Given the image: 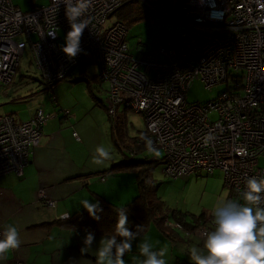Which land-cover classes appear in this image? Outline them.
Listing matches in <instances>:
<instances>
[{"label": "built area", "instance_id": "obj_1", "mask_svg": "<svg viewBox=\"0 0 264 264\" xmlns=\"http://www.w3.org/2000/svg\"><path fill=\"white\" fill-rule=\"evenodd\" d=\"M125 1L92 0L81 17L88 25L81 52L70 58L62 50L70 30L63 0L28 11L0 0V82L14 81L28 45L48 88L95 60L98 83L109 84V114L124 109L144 116L150 149L163 151L169 177L220 169L231 199L242 201L247 179L264 178V0H181L179 13L165 16L186 28L179 46L160 48L163 58L133 55L129 27L117 17L105 28ZM142 1L159 10L156 5L169 0ZM196 79L207 86L226 82L228 88L207 104L191 103L188 92ZM52 116L43 108L24 121L0 114V176L23 172ZM73 135L80 140L78 132Z\"/></svg>", "mask_w": 264, "mask_h": 264}, {"label": "rangeland", "instance_id": "obj_2", "mask_svg": "<svg viewBox=\"0 0 264 264\" xmlns=\"http://www.w3.org/2000/svg\"><path fill=\"white\" fill-rule=\"evenodd\" d=\"M13 1L25 11L31 10L35 6L47 5L50 2V0ZM162 6L164 7L165 5ZM166 14L171 13L163 8L159 10L151 9L150 13L144 19L129 27L127 41L133 55L139 56L141 53L147 52L157 54L163 58L159 52L161 47L173 49L180 45L181 35L186 28V24L180 20L169 19L165 16ZM116 17V15L111 17L105 28H107ZM86 67V71L84 70L85 72H81L80 67L76 68L66 79L53 85V88H48L47 84L43 81L40 69L32 61V51L28 45L22 56L14 81L11 84L0 82V114L13 113L16 117H26L39 108H44L46 112L53 114V111L60 107H68L63 109H67L78 115L81 113L79 115V124L82 128H77L79 135L82 137L80 143L89 150L82 164L86 162L90 163V165L95 164L93 163V156L96 154L97 147L102 146L111 150L112 159L105 163L108 167H112L114 163H118L124 158L123 151L132 157L135 155V151H132L125 143L133 139L136 135H139L142 130H145L146 121L141 113L129 110L127 116L122 119L120 125L122 137L119 138L118 128L115 127L114 118L110 116L104 104L106 102L97 100L98 98L91 93L89 81L83 79H93L98 75V67L95 60L88 63ZM108 85L107 82H102V84L99 82V89L94 91V93L105 100ZM227 88L228 84L226 82L207 86L203 80L196 79L188 92L189 102L207 104L217 99ZM48 107L53 109L51 110ZM118 115H120V113ZM212 116L215 117L216 113L213 112ZM65 131L66 130H63V133ZM114 134L116 136V141L114 140ZM64 136L68 144L75 141L71 139L70 133ZM57 144L58 142L56 141L55 145ZM140 154H136L135 157H140ZM146 154L151 158H163L164 155L161 150L151 149L148 150ZM260 163L264 165V157H261ZM117 171L118 172L110 176V181L108 183L99 181L96 176L93 177V182L95 183L92 189H97L96 187L100 189L104 188L109 200L117 204H123L131 201L137 194V176L136 172L131 169H121ZM154 178L160 183L158 192L169 207L171 214L170 218L177 222H173L172 224L168 222V225H166L168 227L167 229L163 225L167 224L166 219L161 225L162 228H159L158 224L152 222L148 231L143 235L144 237H136L132 242L131 250L133 252L128 251L123 257L125 264H127V262L129 264L135 263L132 254L140 252L139 245L145 239H148L153 245V250L159 251L165 249L166 258L173 256L177 258L178 255H173L172 250H176L180 247L185 251L181 258L183 260L186 258L190 259L188 249L192 246H199L202 248L203 246L201 244H203L205 239V233L215 228L213 209L216 203L225 198L231 199V190L225 186L223 173L220 169H217L212 175L203 172L201 174L171 178L164 171V164L160 163L156 165L154 169ZM88 194H93L89 188H85L80 192L83 200H85ZM235 200L240 201L239 199ZM177 217H182L185 223L178 222L180 220H177ZM13 223L15 222L13 221ZM203 224H206V226ZM188 228H194V230H198L200 233H190ZM170 233L173 235L170 236ZM86 234L81 235L83 236L81 238V244L76 245L81 246L82 251L80 253L83 256L82 260L89 262L86 264H97V261L90 259L87 254H92V258L97 256V249L100 246L99 242L102 237L106 236L94 235L95 239L93 243L88 246L84 243ZM56 245L57 244L34 245V249H31L33 252L30 251L32 254L31 263L45 264L47 260L50 259L48 256H51L48 254L49 251L54 246L56 247ZM12 253L14 255V250H12ZM66 254L67 249H64L62 256L64 257ZM78 256V252L76 251L75 255L72 257V261L68 264H79L76 261ZM55 258H57L56 261L59 263L58 254L55 255ZM24 262L26 264H31L28 260ZM11 263L17 264L15 261L9 263L2 261V264Z\"/></svg>", "mask_w": 264, "mask_h": 264}, {"label": "crops", "instance_id": "obj_3", "mask_svg": "<svg viewBox=\"0 0 264 264\" xmlns=\"http://www.w3.org/2000/svg\"><path fill=\"white\" fill-rule=\"evenodd\" d=\"M96 98L101 102H105L99 95ZM104 104L107 107L106 103ZM48 108L53 109L51 107ZM63 108L68 107L56 108L52 114L53 118L48 120L43 126L40 144L34 148L31 161L24 167L23 172L21 174L13 172L0 176V231L3 233L7 225L16 224L20 230L22 241L20 248L14 250V255L12 251L7 255L5 261L8 263L15 261L18 264V261H22L23 264H26L25 260L31 263L32 254L30 251L33 252L31 249H34L36 244H57L56 247L54 246L49 251L48 254L51 256H48L50 259L45 264H68L72 261L76 251L79 255L76 261L79 264L89 263L82 260L83 256L80 253L82 248L76 245L81 244V238L83 237L81 235H85L87 231L67 229L61 227L57 221L64 219L66 215L69 217L84 208L81 204L83 198L80 192L85 188H89L93 193L88 194L85 198L90 200V202L94 203L101 197L109 199L104 188L96 187L97 189H92L95 183L93 182V177L96 176L99 181L108 183L110 176L118 171H112L111 167H108L106 163L101 166H97V164L90 165L87 162L82 164L89 150L80 143L82 140L80 135V140L73 135L74 131L78 132L77 128H82L79 124V115L81 113L78 115L70 112V115L66 116L62 112L67 109ZM37 110H34L26 117L17 118L22 121L28 120L35 115ZM128 111L121 109L118 117L121 120L124 119ZM63 130L66 131L63 133ZM145 130H142L140 134ZM67 133H70L71 139L75 140L74 142L67 143V139L64 136ZM56 141L58 142L57 145H55ZM135 150L137 152L135 155L141 153L140 157L135 158H142L148 152L138 153V149L136 148ZM103 177H105V180H103ZM51 201H54L55 204L52 205ZM166 222L167 224L165 225H168V222L172 224L177 221L168 217ZM203 225L206 226V224ZM194 228H188L190 233H200ZM171 235L173 234L170 233ZM201 245L203 246V244ZM64 249H67V254L63 257ZM129 252L133 251L130 250ZM184 252V249L178 247L176 250H172L173 255H178L177 258L176 256L164 258L167 264H171V262L172 264L194 263L189 258L185 260L181 258ZM56 254L59 256V263L56 261ZM87 255L90 259L97 261V256L92 258V254ZM132 256L135 261L133 264H140V261L144 259L140 252L134 253ZM127 264L129 263L127 262Z\"/></svg>", "mask_w": 264, "mask_h": 264}, {"label": "clouds", "instance_id": "obj_4", "mask_svg": "<svg viewBox=\"0 0 264 264\" xmlns=\"http://www.w3.org/2000/svg\"><path fill=\"white\" fill-rule=\"evenodd\" d=\"M63 3L70 30L65 36L62 50L68 57L74 58L81 52L80 40L88 26L81 17L92 6V0H63ZM49 35L54 37L55 33ZM110 159L111 150L98 146L93 163L103 165ZM262 193L264 178L252 176L246 181L242 201L225 198L216 203L213 209L214 230L205 234L202 248L192 246L188 249L194 264H264V207H260L264 199ZM81 204L90 216L100 219L98 213L103 209L99 201L93 203L85 199ZM115 231V236L101 238L97 249V264H125L123 257L132 249V242L137 237L136 232L128 227L127 209L118 212ZM94 239L93 233H87L85 245L90 246ZM21 243L19 228L13 224L7 225L0 238V262L5 261L7 255L18 249ZM139 251L144 257L140 264H167L164 258L166 250H153L148 239L139 245Z\"/></svg>", "mask_w": 264, "mask_h": 264}, {"label": "trees", "instance_id": "obj_5", "mask_svg": "<svg viewBox=\"0 0 264 264\" xmlns=\"http://www.w3.org/2000/svg\"><path fill=\"white\" fill-rule=\"evenodd\" d=\"M180 2L181 0H177V4L174 6L172 4L170 5L171 2L169 0L165 2V4H157L156 6L161 9H167L172 15H177L179 13ZM162 5L165 6L163 7ZM150 11L151 8L142 0H126L124 5L114 14L118 19L122 20L130 27L136 22L144 19ZM84 70L86 71L85 67L81 69L82 72H85ZM83 79L89 81L91 93L97 96L96 93H94V91L99 89L96 76L93 79ZM111 117L114 118L115 127L118 128V137L121 138L122 130L120 129V125L122 120L118 115L116 117ZM114 140L116 141L115 134ZM149 141L150 135L146 128L142 134L136 135L133 139L126 142L125 145L130 147L135 153H137L135 150L136 147L138 153H140L150 150ZM123 155L124 158L120 162L114 163L110 169L112 171L131 169L136 172L138 192L135 197L126 204H117L109 199L101 197L98 201L103 211L98 213L100 216L99 220L94 219L89 215L88 211L83 208L67 218L58 220L57 222L61 227L67 229H81L91 232L94 235L112 237L116 235L115 228L118 212L121 209H127L128 227L136 232L137 237H139L143 236L148 231L152 222L158 224L160 228L163 221L171 216L169 207L158 192L160 183L154 178V169L156 165L163 163V158H151L148 155L142 158H135V156L132 157L127 155L124 151ZM177 220L185 223L182 217H177ZM163 225L166 229L168 228L165 224ZM184 225L188 226L187 224ZM117 239L119 240L120 237H117Z\"/></svg>", "mask_w": 264, "mask_h": 264}]
</instances>
